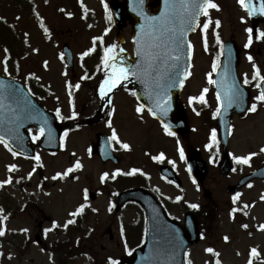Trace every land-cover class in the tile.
<instances>
[{"label":"rangeland","instance_id":"rangeland-1","mask_svg":"<svg viewBox=\"0 0 264 264\" xmlns=\"http://www.w3.org/2000/svg\"><path fill=\"white\" fill-rule=\"evenodd\" d=\"M23 1L31 7L25 6L27 10L19 9L14 0H0V23L14 31L18 47L15 61L8 58L9 54L4 51L5 46L0 47V74L19 75L24 84L47 92V100L42 104L50 111L59 108L64 117L60 121L66 128L59 151L54 154L37 151L40 161L14 157L0 145V181L9 177L13 180L12 184L0 188V208L3 209L0 214V228L6 233L0 237V264H109V257L117 260L125 256L139 245L143 234V218L130 207H125L119 213L113 208L109 211V197L115 191L110 185L116 183L115 180L122 185L126 183L127 177L134 175L152 178L151 184L158 186L165 195L172 217L181 220L186 210L195 212L197 209L189 207L193 203L199 206L198 209H202L201 213H209V220L203 225L205 238L188 250L187 262L191 260L192 264H215L216 259H219L221 264H248L250 250L256 248L259 255L253 258V264H264V231L260 230V225L264 224V200H261V196H264V182L255 181L250 184L251 187L243 188L236 196L235 203L225 191L229 185L235 184L242 175L257 168L264 161V152L260 151L264 148V107L255 102L256 112L245 118L233 117L232 135L227 150L235 171L223 180L216 168V144L211 149L207 147L212 143L211 134L214 129L211 115L218 106L213 88L210 84L207 85L204 78L210 72V55L201 53L198 44L194 51V76L183 89L180 101L200 95L202 89L207 87L208 106L200 115L196 113L197 116L189 111L191 131L182 143L178 139L163 140L160 131L150 125L151 119L144 112L138 114L135 111L136 103L132 104V100L123 90L127 86L125 81L114 90V101L110 108L105 105L98 93V81L106 75L102 65L96 67L94 76L87 82L88 86L83 84L79 89L75 88L74 82L85 73L78 65V57L94 47V38H103L97 41L102 42L104 49L113 44L117 45L116 52L119 49L116 33L114 29H108V19L102 15L103 2L108 3L109 0ZM218 3L220 11L211 10L209 18L213 21L219 20L221 26L213 32L211 43L217 41V35L219 39L227 40L229 34L234 32L232 24H238L243 17L242 10L235 5V0H218ZM205 20L201 15L200 22L204 23ZM45 28L48 29L47 33ZM247 28L250 27L247 25ZM262 31L264 26H259V33ZM3 34L8 40L9 31H3ZM129 35V28H126L123 31L125 44L122 46L126 51L130 50ZM237 35V44L244 45L248 33L242 36V29L238 26ZM198 38L196 34L192 40L198 42ZM260 40L259 48L255 47L252 53L255 61L245 62L242 59L239 76L245 74L250 77L256 68L264 75V39ZM63 42L68 43L73 54L75 78L71 76L73 71L68 73L64 59L60 58L59 45ZM6 56L7 72L4 71L3 64ZM67 88L71 89L72 98L68 95ZM72 100L75 107L77 106L75 111L70 109L73 106L70 105ZM73 112L76 113L75 118H72ZM105 119L112 121V128L116 130L120 140L130 145V150H125L114 142L116 155L120 158L117 166L110 163L102 165L96 157L88 155V146L94 141L95 133L108 135L112 132L111 128L103 129ZM38 132L37 128L29 131L31 141L32 135ZM65 132L68 133L66 137ZM40 139L32 142L37 144ZM162 146L168 149L164 162L177 173L181 188L161 183L149 162L146 152L150 149L146 148L151 147L152 155H156L163 149ZM181 148L184 149L183 159L180 157ZM193 149L199 153L208 168L204 187L211 194L209 203L187 174L185 157ZM252 153L255 155L252 156L250 164H237L233 159L234 156H248ZM76 161L82 164V169L75 170L67 177L52 179L57 173L74 167ZM13 164L16 165V170L9 172V166ZM132 169L139 171L134 175H118L115 179L111 177L117 170L127 173ZM106 172L110 174L109 178L101 182L100 178ZM29 173H32L30 179ZM17 180L20 182L16 183ZM85 189L96 195L94 201L84 199ZM213 203L216 206L210 208ZM82 204L86 205L84 213L81 214H85L84 217L81 220V215L71 217L69 213ZM4 216L7 217L6 220L3 219ZM68 219L76 222L65 229L63 225ZM78 221L79 232L72 234V228ZM54 223L58 225L55 228ZM244 224L248 225L247 229L242 227ZM122 226L126 229H137L133 232L135 240H129L128 246L121 234ZM25 228L29 230L27 233L21 231ZM107 228L111 232L108 233ZM46 229L52 230L45 234ZM108 234H111V240ZM36 235L40 244L34 240ZM225 236L229 237L227 242L223 239ZM60 243L71 245L67 247L65 254L55 249ZM209 247L218 252L219 256L206 252Z\"/></svg>","mask_w":264,"mask_h":264},{"label":"water","instance_id":"water-1","mask_svg":"<svg viewBox=\"0 0 264 264\" xmlns=\"http://www.w3.org/2000/svg\"><path fill=\"white\" fill-rule=\"evenodd\" d=\"M174 2L179 5V0H174ZM155 6L159 9L158 13L153 11V7ZM141 7L144 13L150 17H159L165 10L164 0H144L143 5H140L138 0H124L122 3L116 1L110 2L109 9L112 14L114 26L118 30L117 37L121 43L123 42L121 30L125 26V20L129 21L133 30H135V28H143L144 34L151 31L145 18L138 15ZM251 18L253 19V25L259 20L264 23V15L254 14ZM196 19L191 22L190 27L186 26L185 37L193 29ZM176 26L177 28L180 27L179 20L176 22ZM185 40L186 38H184V41ZM63 52L71 67V55L66 46H63ZM137 58L138 60L140 59V57L136 56V59ZM118 59L122 62L118 64V66L130 67L131 63L124 53L121 52L118 55ZM238 62V50L235 48L234 44L225 43L223 46L222 64L215 76V81H217L215 84L216 93L220 92L221 96H223L225 87L233 81L242 89L236 73ZM163 71H165L164 68H162V72ZM179 79H182V75ZM133 80V78H130L128 81L135 85L138 98L143 101L147 109H154L156 100L155 93H152L150 99L149 93L151 90L145 83L139 81L136 84ZM162 83L166 84L167 79L165 78ZM179 89V82H177L174 87L167 89V96L165 98L170 99L169 110L166 116L160 115L158 111L155 116L151 115L158 119L163 126L167 124L172 132L184 135L187 133L188 127L183 107L177 103ZM242 91L244 94L243 102L239 104L234 103L231 107H228L225 103L224 108L221 109L216 120V131L220 138V144L224 150L222 162L219 165V172L223 178L227 176L231 169L228 155L225 151L230 136L231 116L236 113L242 117L245 116L247 112L248 96L243 89ZM26 104L30 105L34 112L39 115L36 119H23L22 126L18 129L19 135L23 138V147L21 148L15 141L11 140L6 133L9 127H13L10 123L14 115L12 110L15 109L19 112ZM42 117H47L48 125L45 126L44 139L39 145V148L47 152L57 151L61 126L56 123L54 115L46 112L37 104L19 81L0 75V136H4V139L9 141L10 147L19 155L26 157H33L35 155L34 146H28L29 137L27 130L33 126H38L40 128L42 126L40 122ZM49 129L51 130V140L48 138ZM96 138L97 145L100 146L101 149H98L95 145L91 149V154L97 155L102 162L105 163L112 158L108 145L105 142L106 138L102 135H97ZM188 162L191 176L196 178L199 182H202L206 174L203 162L194 153H192ZM163 174L167 178L173 179L169 170L164 169ZM256 178L264 179V166L242 178L238 186L228 189V192L232 193L238 190L242 185ZM205 196H207L206 193ZM124 202H135L144 209L147 216V233L145 244L141 248L136 249L130 257L120 259V264H185L186 250L199 240L198 224L195 218L191 214H187L185 216L184 227H180L177 223L170 221L163 214L161 208L149 194L141 190H133L121 194L118 197L117 206L119 207Z\"/></svg>","mask_w":264,"mask_h":264},{"label":"snow or ice","instance_id":"snow-or-ice-1","mask_svg":"<svg viewBox=\"0 0 264 264\" xmlns=\"http://www.w3.org/2000/svg\"><path fill=\"white\" fill-rule=\"evenodd\" d=\"M140 5H143L144 0H138ZM240 6L245 10V12L252 16L254 14L264 15V0H261L259 7L257 8L255 4L251 3L250 0L246 2V0H238ZM165 10L160 14L159 17H150L144 13L143 8H140L138 15H141L145 18L146 22L149 25L151 31L146 33L148 39L141 45L140 48L137 49V56L141 57V61L135 62L131 67H122L118 66V64L122 63L119 61L118 56L115 54L117 45L113 44L110 47H106L104 49V55L101 58V63L103 68L106 70V75L104 80L99 85V93L100 97L103 99L109 92H112L114 89L118 88L123 81L129 80L132 77L140 80L141 82L145 83V85L151 90L149 93V98L151 99L152 93H155L156 100H155V108H149L148 111L155 116L157 111L162 116H166L169 110V99H166L167 96V89L174 87L177 82H179L180 86L183 87V79H179L181 75H183L184 79L191 75V72L185 70L182 74L179 71V61L183 55L184 50V35L186 26L190 27L191 22L195 21L197 17L201 14L206 18L205 22L203 23V31L206 33L209 29L210 24H212L210 17L211 10H220V6L215 2V0H179V5H177L174 0H164ZM105 10L107 11L108 5H104ZM63 11V9H61ZM71 15V14H69ZM109 20H111V15H109ZM19 19V17H17ZM179 20L180 27L177 28L176 22ZM241 21L244 22L243 17ZM6 22V21H5ZM221 26V22L219 20L215 21V28H219ZM47 33L48 29H44ZM248 33V42L245 44V48H248L253 43V28L246 29ZM107 34V31L105 32ZM27 35V34H26ZM259 38L264 39V31L259 33ZM102 37L94 38L93 45H96L97 40H102ZM217 43H220L219 35H217ZM139 43V41H138ZM222 47V45H221ZM188 48V58H191L193 46L191 43L187 44ZM96 49L95 47L85 51L81 54V59L88 56L91 52H94ZM205 50H207V40L205 39ZM7 53V49L4 50ZM124 49L121 48L120 52H123ZM62 60L64 59L63 54L60 57ZM253 57L251 55L248 56V60L252 61ZM4 71H8V58L5 57L4 61ZM213 71H215L218 67L217 63H213L212 65ZM18 68V65H17ZM162 68L165 71L162 72ZM84 79H88V76L83 77ZM167 79V83H162V81ZM37 79H39L37 77ZM253 80H258L259 83L255 85L256 88L260 89L259 94L254 98L255 101L264 103V75L261 74L259 68L255 69V75ZM208 83L209 84H216L217 81H214L211 78V73L208 75ZM245 85L249 84L250 81L245 76L243 81ZM79 89L80 85L77 84L75 86ZM209 92L207 87L203 88L199 96L190 97L189 103L192 104L193 102H199L200 104L206 105L208 103L206 96ZM243 91L233 81L232 83L228 84L225 89L223 96H221L220 92L216 93V99L218 102V107L215 110L214 116H219L221 109L224 108L225 103L228 107H231L234 103L239 104L243 102ZM111 104V100L108 101ZM14 115L10 121L13 127H9L7 129V135L10 137L11 140L15 141L19 147H23V138L19 135L18 129L22 126L23 119H36L39 115L35 113L33 108L30 105H25L23 109L17 112L15 109L12 110ZM113 112L115 109L112 110ZM135 111L138 114H142L145 111V106L143 104H139ZM250 112L257 111V103H252L250 108L248 109ZM76 113L73 112V117L75 118ZM199 115V112H197ZM55 116L59 120H63L64 117L61 115V110L58 108L55 111ZM41 127L39 128L38 134L32 135V141H38L42 136L45 135V126L48 125L47 117L41 118ZM108 127L112 129V135L110 139L115 142V144L119 145L120 148L125 150H130V145L128 143H123L117 135V132L114 128H112V122H108ZM164 131L169 136H175V133L169 129L167 124L164 125ZM68 135L67 132L64 133L66 137ZM216 130L213 129L211 134L212 143L208 144L207 147L211 149L216 143ZM48 138L51 140V130L48 131ZM63 143V141H62ZM0 145H3L11 154L12 156H17L18 153L13 150L12 147L9 145V141L4 139V136H0ZM91 149L88 150L89 155L91 156ZM261 152H264V148L260 149ZM73 155H75L73 153ZM255 153H252L248 156H234L233 159L237 164H250L252 156ZM180 157L181 159L184 158V150L183 148L180 149ZM36 161H40V156L37 155L34 157ZM155 160H163L164 156L163 153L160 154L158 157H153ZM43 167V165H40ZM82 164L79 161H76L74 167L67 168L63 173H57L52 177L53 180L58 178H64L69 176L77 169H82ZM16 170V165L13 164L9 166L8 171L12 172ZM35 171V169H33ZM138 169H132L130 172L122 173L120 170H117L115 173L111 174L113 179L116 178L118 175H134L138 172ZM235 171V169H233ZM32 173L28 174V178H31ZM109 173H104L101 176V182H104L106 179L109 178ZM23 179V177L21 178ZM20 181L17 180L16 183ZM13 180L11 177L4 181H0V188H3L7 184H12ZM251 187L252 185H248ZM84 199H88V191L87 189L84 190ZM179 199V197L177 198ZM261 200H264V196H261ZM236 197L233 198V202L235 203ZM86 205H81L75 211L69 213L71 217H77L84 213ZM114 207V205L112 206ZM192 209H198V205L193 203L189 205ZM248 207V205H245ZM92 211H97V209H92ZM111 211V207L109 208ZM235 212V209H233ZM3 213V209L0 208V214ZM3 219H7L6 216ZM76 221L74 219H68L66 223L63 225L65 229L69 227V225L74 224ZM57 224H53V228L57 227ZM243 228L247 229L248 225H242ZM52 229H46L45 234ZM260 230L264 231V224L260 225ZM24 233H27L29 230L27 228L21 230ZM123 227H121V234L123 235ZM147 231V230H146ZM5 230L0 228V237L4 236ZM224 241L227 242L229 237L225 236ZM206 252L212 254L213 256L218 257L219 253L215 252L213 248L209 247L206 249ZM131 255V253H129ZM186 255H188L186 253ZM259 252L256 248H252L250 250V258L248 260V264H253V258L257 257ZM109 264H120V262L114 258L109 257ZM187 264H192L191 260H188ZM215 264H221L219 259H216Z\"/></svg>","mask_w":264,"mask_h":264},{"label":"flooded vegetation","instance_id":"flooded-vegetation-1","mask_svg":"<svg viewBox=\"0 0 264 264\" xmlns=\"http://www.w3.org/2000/svg\"><path fill=\"white\" fill-rule=\"evenodd\" d=\"M235 3L237 4V2H235ZM242 13H243L244 22L241 21L238 24H236V23L232 24L233 27H234V32L229 34L227 40H234L237 43L238 26H240V28L242 29V34H243L242 36H245L246 29H247L248 18H247V13L245 12V10ZM247 42L248 41L245 40V44ZM260 43H261L260 42V38L256 34H253V43H252V45L250 47L245 48V44L244 45L241 44L240 46H238L240 48V50H241V55H243V57H244L246 62L248 60V55H252L253 51L255 50V47L258 46V48H259V46H260L259 44ZM191 44L193 46L192 52L195 49V47H197V44H198V48L200 47L202 49V43L199 40H198V42H196V41L194 42L193 40H191ZM258 54H260V52H258ZM252 79H253V77H252ZM248 80L250 81V78H248ZM256 82L257 81L255 80L254 85L248 87V89L251 91L253 97L256 94V92H258V88H256L255 85L257 83H259V81L257 83ZM263 107H264V105H263ZM152 121H154V120H152ZM154 123H156L158 125V127H160L158 122L154 121ZM160 135L162 137L161 139H163V140H166L168 138L178 139V140H180V142H183V140H184V138L179 137V136H169V135H167L163 129L160 130ZM162 148H163V146H162ZM146 149H150L151 150L152 148L148 147ZM150 150L146 152V155L149 158L150 164L154 167V170L156 171V175L159 177L161 166L168 165V164L166 162L157 161V160L153 159V157H155V155H152V151H150ZM167 150L168 149H165V148L160 149L158 155H156V156H160V154L163 153L164 159H166L165 154H166ZM175 150H177V149H175ZM141 178H143V179H141ZM133 179H136V180H134V182H136V183L134 184L133 188H137V187L144 188L145 190L149 191L156 198L164 199V195L161 193L159 187L158 186H153V184H151L152 178L150 176L137 177L135 175ZM137 179L138 180L140 179V181H137ZM160 179H159V181H160ZM202 188H205V187H202ZM214 206H216L215 203H214Z\"/></svg>","mask_w":264,"mask_h":264},{"label":"trees","instance_id":"trees-1","mask_svg":"<svg viewBox=\"0 0 264 264\" xmlns=\"http://www.w3.org/2000/svg\"><path fill=\"white\" fill-rule=\"evenodd\" d=\"M14 1L17 2L19 4V6H21V0H14ZM3 31L7 32L9 30L8 29L5 30L3 28V26L0 24V47L1 46L8 47V51L11 55V59L17 60L16 49H15L16 45L14 44L15 34L11 31H9L10 34L8 35V43H6L7 40L4 37ZM14 76L17 77L16 75H14ZM79 228H80V223L78 222L77 225L74 228H72V234L79 232ZM68 246L71 247L70 244L69 245L68 244H66V245L61 244L58 248H55V249H56V251L63 252V254H65Z\"/></svg>","mask_w":264,"mask_h":264}]
</instances>
